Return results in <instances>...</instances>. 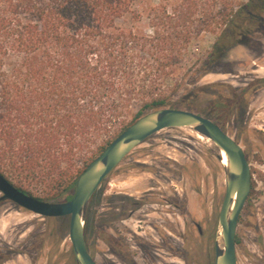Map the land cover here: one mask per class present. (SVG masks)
<instances>
[{"label": "trees", "instance_id": "trees-1", "mask_svg": "<svg viewBox=\"0 0 264 264\" xmlns=\"http://www.w3.org/2000/svg\"><path fill=\"white\" fill-rule=\"evenodd\" d=\"M261 28L264 0H0V173L71 199L92 146L166 106L193 41L215 36L212 61Z\"/></svg>", "mask_w": 264, "mask_h": 264}, {"label": "rangeland", "instance_id": "rangeland-1", "mask_svg": "<svg viewBox=\"0 0 264 264\" xmlns=\"http://www.w3.org/2000/svg\"><path fill=\"white\" fill-rule=\"evenodd\" d=\"M214 39V35L204 33L192 42L182 62L181 77L177 78L178 88L165 107L190 110L212 119L243 147L252 192L236 226L237 263L264 264V87L250 92L241 108L215 104L217 83L225 85L220 88V96L226 99L232 87L230 81L237 79L233 74H239L241 83L255 76L264 78V28L254 29L244 44H236L223 57L210 61ZM254 68L256 72L251 71ZM91 149L97 155L96 146ZM216 155V147L196 137L188 127L161 129L126 154L101 182L85 212V241L97 263L213 264L217 217L224 195L223 165ZM22 187L34 197L58 202L46 199L50 190L42 182L26 180ZM121 192L131 193L132 197L150 193L147 201L162 207L163 196L177 202L182 215L172 209L178 217L172 214L169 224L174 230L186 215V249L179 250L181 241L171 230L170 243L179 255L155 254L159 251L152 249L157 241L151 224L139 222L137 216L121 222ZM150 218L152 222L158 219L155 214ZM192 220L199 223L202 235ZM68 221L67 215L45 217L1 201L0 264H77L68 237ZM122 227L145 231L148 239L142 237L144 244L136 241V245L130 234H120Z\"/></svg>", "mask_w": 264, "mask_h": 264}, {"label": "water", "instance_id": "water-1", "mask_svg": "<svg viewBox=\"0 0 264 264\" xmlns=\"http://www.w3.org/2000/svg\"><path fill=\"white\" fill-rule=\"evenodd\" d=\"M171 127H188L209 138L218 153L226 156L224 195L221 201L214 239L213 264H238L235 234L241 209L250 191L251 172L241 144L212 119L182 108L162 107L150 110L119 132L78 174L69 200L50 202L29 195L0 173V199L45 216H69L68 237L77 264H98L87 249L84 232L85 212L104 178L135 146L153 133Z\"/></svg>", "mask_w": 264, "mask_h": 264}, {"label": "flooded vegetation", "instance_id": "flooded-vegetation-1", "mask_svg": "<svg viewBox=\"0 0 264 264\" xmlns=\"http://www.w3.org/2000/svg\"><path fill=\"white\" fill-rule=\"evenodd\" d=\"M251 71L256 72L257 68H254ZM233 76H235V78L237 79L230 81V83L232 84V87L231 89L227 90L228 95L226 96V99L225 98L222 99L220 96V88L225 87V85L217 83L218 95H217V99L215 102L217 107H220L221 103H226L229 107H234L235 109H237V107L241 108L243 106L244 100L247 99L248 95H250V92H252L253 90H256L259 87H264V78H259V76H255V78H251L250 81L245 82V83L240 82L241 77L239 76V74H233ZM244 154H245V151H244ZM251 192H252V187L250 185L249 194ZM149 194L150 193H145L139 196L140 197L139 198V197H132V194L128 192H121V195L119 196L122 200V203L119 206L120 207L119 215H120L121 222L125 223L127 219L133 216H137L139 222H142L148 225L151 224L154 227L153 232L156 235L154 236V238L156 239L157 242H153L154 244L153 247L151 245H148V246H151L152 249L154 250L156 249L159 251V252H154L155 254L162 256V257H164V255H169V256L179 255L177 249L173 247L172 244L170 243L171 238L169 236L172 235L171 230L173 229L171 228L169 224V220H171L172 214L176 215V217H178V213L182 215V208L180 207V205H178L177 202L172 201V199L169 196L168 197L163 196V198L165 199V205H164L165 207L150 203L147 201V199L149 198L148 197ZM1 201H9V200L0 199V202ZM172 209L177 210L178 213H176L175 211H172ZM151 214H155L158 217L157 220H153L158 225L152 222V219L150 218ZM184 217L185 218L183 222L179 223L178 227L176 225L175 229L173 230L174 232L173 235L176 238L178 236V238L181 241V243H179L180 251L182 250V248L186 249L185 241L187 237V228H186L187 217L186 215H184ZM191 222L196 227L198 234L202 235L203 231L199 223L193 220ZM139 227H143V224L139 225ZM119 230H120V234L122 235H124L125 233L130 234L131 235L130 239L132 240L134 239L133 241L135 242L136 245H138L136 241H138L139 244L143 243V241L141 240L142 237L148 239V237H146L145 231H137L136 229H133V228L132 229L129 228L127 231L125 227H122Z\"/></svg>", "mask_w": 264, "mask_h": 264}, {"label": "bare ground", "instance_id": "bare-ground-1", "mask_svg": "<svg viewBox=\"0 0 264 264\" xmlns=\"http://www.w3.org/2000/svg\"><path fill=\"white\" fill-rule=\"evenodd\" d=\"M191 131L195 132V131L192 130V129H191ZM195 135H196V137H198L199 139H201V140H203V141H206V142H211V143L214 145V143H213L209 138L204 137V136L200 135V134L197 133V132H195ZM214 146H215V145H214ZM218 153L221 155L220 163H221L222 165H224V164L226 163V156H225V153H224L223 150H220Z\"/></svg>", "mask_w": 264, "mask_h": 264}]
</instances>
